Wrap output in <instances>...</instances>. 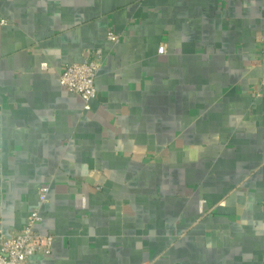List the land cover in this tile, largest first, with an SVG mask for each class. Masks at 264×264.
Instances as JSON below:
<instances>
[{"label": "crops", "instance_id": "crops-1", "mask_svg": "<svg viewBox=\"0 0 264 264\" xmlns=\"http://www.w3.org/2000/svg\"><path fill=\"white\" fill-rule=\"evenodd\" d=\"M263 31L264 0H0L6 236L50 187L29 264H264ZM96 48L85 109L59 77Z\"/></svg>", "mask_w": 264, "mask_h": 264}, {"label": "built area", "instance_id": "built-area-1", "mask_svg": "<svg viewBox=\"0 0 264 264\" xmlns=\"http://www.w3.org/2000/svg\"><path fill=\"white\" fill-rule=\"evenodd\" d=\"M2 23H7L5 19ZM107 38L112 42H119L121 34L110 30ZM262 46L261 60L264 63V31L260 36ZM166 51L165 44H161L160 52ZM103 63V53L100 48L91 52L88 60L68 63L63 68L59 80L70 92L75 93L84 101L85 109H91V102L97 97L96 78ZM261 88L257 89V97L264 96V76L261 79ZM50 187L42 186L39 189V203L32 207L23 227L6 236L0 228V264H29V259L36 253H50L53 249L55 235L42 234L36 227L43 217L42 205L48 201ZM0 224L2 220L0 218Z\"/></svg>", "mask_w": 264, "mask_h": 264}]
</instances>
